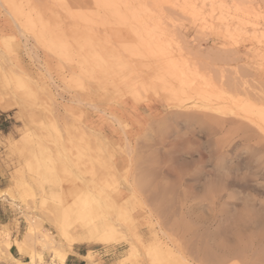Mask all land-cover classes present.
<instances>
[{"label":"rangeland","instance_id":"1","mask_svg":"<svg viewBox=\"0 0 264 264\" xmlns=\"http://www.w3.org/2000/svg\"><path fill=\"white\" fill-rule=\"evenodd\" d=\"M0 230V264H264V0H0Z\"/></svg>","mask_w":264,"mask_h":264},{"label":"bare ground","instance_id":"2","mask_svg":"<svg viewBox=\"0 0 264 264\" xmlns=\"http://www.w3.org/2000/svg\"><path fill=\"white\" fill-rule=\"evenodd\" d=\"M91 66H92V65H91ZM90 68H91V67H90ZM86 69H87V67H86ZM88 69H89V66H88ZM1 234H2V232H1V230H0V239H1V241L3 242V239H2ZM5 237H6V235H5ZM6 239H7V238H6ZM129 248H132L131 245H129ZM32 252H33V251H32ZM68 252H70V251L68 250L66 253L64 252V253H62V255L59 256V258H60V262H61V263H63V262L65 261ZM32 254H33V253H32ZM140 260H142V257H141ZM143 260H145V259H143ZM143 260H142V262H143ZM146 261H147V260H146ZM142 262H141V263H142ZM137 264H138V263H137ZM139 264H140V263H139ZM142 264H143V263H142ZM150 264H151V263H150Z\"/></svg>","mask_w":264,"mask_h":264}]
</instances>
